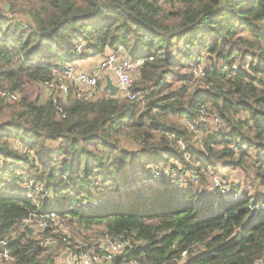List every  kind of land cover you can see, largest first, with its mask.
I'll use <instances>...</instances> for the list:
<instances>
[{
	"label": "trees",
	"instance_id": "trees-1",
	"mask_svg": "<svg viewBox=\"0 0 264 264\" xmlns=\"http://www.w3.org/2000/svg\"><path fill=\"white\" fill-rule=\"evenodd\" d=\"M111 53L141 61L137 98L76 92L63 118L41 102L52 67ZM0 85L20 94L0 101V264L102 239L127 243L113 264L263 257L264 0H0ZM52 213L65 231L27 233Z\"/></svg>",
	"mask_w": 264,
	"mask_h": 264
},
{
	"label": "built area",
	"instance_id": "built-area-1",
	"mask_svg": "<svg viewBox=\"0 0 264 264\" xmlns=\"http://www.w3.org/2000/svg\"><path fill=\"white\" fill-rule=\"evenodd\" d=\"M80 48V46L77 47L78 50H80ZM101 59L102 60L99 62L97 69L91 73L77 68L75 65L76 62L74 64L73 61L61 62L57 64L58 66L50 69L51 78L43 82L42 86L47 91L52 103L58 106L57 115L59 118L64 117V112L59 105L64 104L66 100V102L71 101L73 99L72 97L75 96V92H71V90L78 89L81 91V89H83L87 91L88 97L92 96L97 92V89L100 86L99 81L103 77L102 74L105 72L111 74L113 82L118 88L117 95L131 100L137 98L136 93L131 91V87L134 82L135 73L139 69L141 61L120 58L115 53L108 54L107 56L101 57ZM19 98V93L3 88L0 85V101L16 102ZM204 114V110L201 109V115L204 116ZM207 119L208 118L203 117L202 121L208 123ZM211 122L215 125L217 120L211 118ZM186 125L191 130L193 129L191 121H187ZM157 175L158 174L156 173L155 176ZM214 181L216 185L219 184L218 179H214ZM236 199H238V195L234 197V200ZM58 219L59 218L56 214L52 213L50 215L42 216V219L37 222H33L32 219H26L24 220V226L31 228L33 232L43 231L48 226L54 228L56 231H65ZM47 241L53 243L50 238H47L45 242ZM103 243L104 248L100 249L99 252L90 251L82 253L79 256H73L72 253H70L62 258L61 264H113V258L120 255L127 248L126 242L110 240ZM3 257L6 262L5 264L12 263V258L8 254H3ZM128 264L139 263L136 260H133ZM255 264H264V255L260 260L255 262Z\"/></svg>",
	"mask_w": 264,
	"mask_h": 264
},
{
	"label": "rangeland",
	"instance_id": "rangeland-1",
	"mask_svg": "<svg viewBox=\"0 0 264 264\" xmlns=\"http://www.w3.org/2000/svg\"><path fill=\"white\" fill-rule=\"evenodd\" d=\"M99 56H97V58H98ZM86 58H92V57H86ZM85 58V59H86ZM81 61V60H83V59H73L72 61L74 62V64H75V62H76V66H77V68H80V66H79V63H78V61ZM78 63V64H77ZM205 63V62H204ZM202 65H204L203 64V62L201 63ZM134 80H135V76H134ZM176 80L177 79H175V80H173V82H174V85H177V82H176ZM37 90V89H36ZM36 90H35V93H36ZM79 92V94L80 95H82V96H87L88 97V93H87V91H85V90H83V89H81V91H79L78 89L77 90H71V92ZM33 92H34V88H29L28 89V97H32V94H33ZM77 92V93H78ZM98 93V92H97ZM93 96V95H92ZM75 97V96H74ZM74 97H72L73 99H74ZM63 102V101H62ZM61 102V103H62ZM15 110H17V107H15ZM6 116H8V114L6 115ZM222 172V175H225V173H223L224 171H221ZM18 174V173H17ZM233 175H234V178H232V180H234L235 181V183H238V181H240L241 179H243V175H242V173L241 172H234L233 173ZM5 178H8V177H5ZM226 197L227 196H229L230 194H228V193H226V194H224ZM101 233H103L102 231H100V228H97L95 231H92V230H89V231H86V229H84V228H82L81 226H78V225H76L75 226V228H74V231H73V234H74V236H73V241L74 242H77V243H82V241H79V240H81V239H83V238H85V237H89V238H93V236L92 235H97V238L96 239H101L102 237H101ZM94 239V238H93ZM103 240V242H104V239H102ZM101 240V241H102Z\"/></svg>",
	"mask_w": 264,
	"mask_h": 264
},
{
	"label": "crops",
	"instance_id": "crops-1",
	"mask_svg": "<svg viewBox=\"0 0 264 264\" xmlns=\"http://www.w3.org/2000/svg\"><path fill=\"white\" fill-rule=\"evenodd\" d=\"M102 59H101V57H92V58H84L83 60H79L78 61V63H79V66H80V69L81 70H83V71H85V72H88V73H91V72H93V71H95L96 69H97V67H98V64H99V62L101 61ZM77 63V64H78ZM110 75L111 76V74L110 73H108V72H105V73H103L102 75H103V77L101 78V80H100V88H101V91L103 90V86L105 85V79H104V76L105 75ZM111 78H112V76H111ZM37 89H39V94H40V99H41V102L42 103H46V102H48L49 101V96H48V93H47V91L43 88V86H42V84H40L38 87H37ZM102 92H104V91H102ZM106 93V92H105ZM67 101V100H66ZM65 101V102H66ZM64 102V103H65Z\"/></svg>",
	"mask_w": 264,
	"mask_h": 264
},
{
	"label": "water",
	"instance_id": "water-1",
	"mask_svg": "<svg viewBox=\"0 0 264 264\" xmlns=\"http://www.w3.org/2000/svg\"><path fill=\"white\" fill-rule=\"evenodd\" d=\"M104 79H105V85L103 86L102 91L106 92L109 96H112V97L117 96L118 88L116 84H114L111 76L107 74L104 76ZM25 230L27 231L29 235L33 233V230L31 228L25 227Z\"/></svg>",
	"mask_w": 264,
	"mask_h": 264
},
{
	"label": "bare ground",
	"instance_id": "bare-ground-1",
	"mask_svg": "<svg viewBox=\"0 0 264 264\" xmlns=\"http://www.w3.org/2000/svg\"><path fill=\"white\" fill-rule=\"evenodd\" d=\"M149 179V178H148ZM143 180V179H142ZM4 189V188H3Z\"/></svg>",
	"mask_w": 264,
	"mask_h": 264
}]
</instances>
